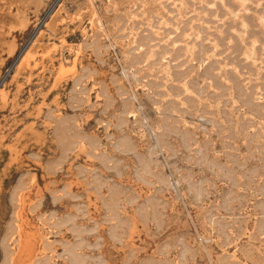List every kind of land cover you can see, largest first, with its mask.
<instances>
[{
	"label": "rangeland",
	"instance_id": "374dc122",
	"mask_svg": "<svg viewBox=\"0 0 264 264\" xmlns=\"http://www.w3.org/2000/svg\"><path fill=\"white\" fill-rule=\"evenodd\" d=\"M0 264H264V0H0Z\"/></svg>",
	"mask_w": 264,
	"mask_h": 264
}]
</instances>
